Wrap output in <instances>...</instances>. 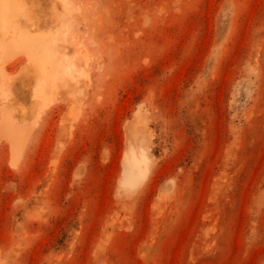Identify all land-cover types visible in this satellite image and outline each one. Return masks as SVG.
Masks as SVG:
<instances>
[{
    "label": "rangeland",
    "instance_id": "374dc122",
    "mask_svg": "<svg viewBox=\"0 0 264 264\" xmlns=\"http://www.w3.org/2000/svg\"><path fill=\"white\" fill-rule=\"evenodd\" d=\"M12 1L0 264H264V0Z\"/></svg>",
    "mask_w": 264,
    "mask_h": 264
},
{
    "label": "bare ground",
    "instance_id": "6f19581e",
    "mask_svg": "<svg viewBox=\"0 0 264 264\" xmlns=\"http://www.w3.org/2000/svg\"><path fill=\"white\" fill-rule=\"evenodd\" d=\"M22 14L21 7H17L12 0H9L8 2H4L3 0H0V18L8 25L10 22H12L14 19L18 18ZM10 44V43H9ZM22 48L25 49L26 54L28 53V49L31 46V38L26 34H22ZM38 49L41 51L42 56H44L45 50L43 48L42 44H39ZM8 55V54H7ZM6 55V56H7ZM2 109H0L1 113ZM34 126L36 123L33 124ZM14 121L8 116H6L4 113L0 114V128L4 129L8 140L11 144V147L15 150H17L20 153L19 150L21 147L20 144V135L18 134L16 128H15ZM20 136V137H19ZM24 138V137H23ZM23 140V139H22ZM26 140V139H25ZM23 143V142H22ZM23 149V148H22ZM14 150V151H15ZM16 154V153H15ZM14 154V155H15ZM14 158V157H13ZM138 167V165H137ZM143 170H140L139 173H142Z\"/></svg>",
    "mask_w": 264,
    "mask_h": 264
}]
</instances>
